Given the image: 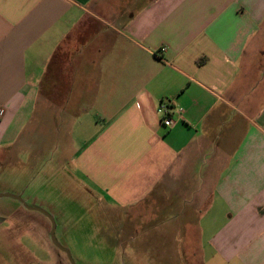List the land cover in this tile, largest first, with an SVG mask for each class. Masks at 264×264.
Wrapping results in <instances>:
<instances>
[{"label": "crops", "instance_id": "1", "mask_svg": "<svg viewBox=\"0 0 264 264\" xmlns=\"http://www.w3.org/2000/svg\"><path fill=\"white\" fill-rule=\"evenodd\" d=\"M0 109V162L58 159L117 236L264 264V0H0Z\"/></svg>", "mask_w": 264, "mask_h": 264}, {"label": "rangeland", "instance_id": "2", "mask_svg": "<svg viewBox=\"0 0 264 264\" xmlns=\"http://www.w3.org/2000/svg\"><path fill=\"white\" fill-rule=\"evenodd\" d=\"M54 162L58 164V159ZM55 163L41 158L34 164L25 157L18 163L0 162V194L20 195L27 205L50 213L57 239L71 252L75 264H184L179 253L182 246L175 248L169 238L148 237V228L134 233L135 239L117 236L123 230L118 215L109 213L97 199L88 200L72 181L54 175ZM30 197L34 200L28 201ZM2 199L12 201L14 207L0 204V215L9 218L0 229V264H71L52 243V224L45 215L37 211L17 215L14 210L23 204L14 198ZM33 201L37 204L32 205Z\"/></svg>", "mask_w": 264, "mask_h": 264}, {"label": "water", "instance_id": "3", "mask_svg": "<svg viewBox=\"0 0 264 264\" xmlns=\"http://www.w3.org/2000/svg\"><path fill=\"white\" fill-rule=\"evenodd\" d=\"M2 197H8V198H14V199H17L18 201H20L23 206L27 209V210H30V211H37V212H40L42 213L43 215H45L50 221H51V224H52V228H51V233H50V237H51V241L52 243L54 244L55 247H57L59 250H61L62 252H64L67 256H68V259L70 260V263L71 264H75V261L72 259V256H71V252L63 247L58 239H57V236H56V222H55V219L54 217L48 213L47 211L39 208V207H35V206H29L25 203V201H23L22 197L20 195H13V194H10V193H4V194H0V198Z\"/></svg>", "mask_w": 264, "mask_h": 264}, {"label": "built area", "instance_id": "4", "mask_svg": "<svg viewBox=\"0 0 264 264\" xmlns=\"http://www.w3.org/2000/svg\"><path fill=\"white\" fill-rule=\"evenodd\" d=\"M165 49H162V51H164ZM158 112L161 114L162 116V122L165 126H172L173 125V119L170 116V108L168 107L167 104L163 103L162 105H160ZM183 110L179 109V114L180 116L182 115ZM3 115V110L0 109V117Z\"/></svg>", "mask_w": 264, "mask_h": 264}]
</instances>
